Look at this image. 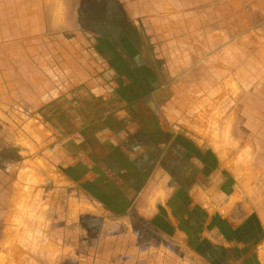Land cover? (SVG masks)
<instances>
[{
    "label": "rangeland",
    "instance_id": "374dc122",
    "mask_svg": "<svg viewBox=\"0 0 264 264\" xmlns=\"http://www.w3.org/2000/svg\"><path fill=\"white\" fill-rule=\"evenodd\" d=\"M186 1L66 0L69 50L0 43L4 264H187L239 237L205 203L264 155V0Z\"/></svg>",
    "mask_w": 264,
    "mask_h": 264
},
{
    "label": "crops",
    "instance_id": "0c3cea01",
    "mask_svg": "<svg viewBox=\"0 0 264 264\" xmlns=\"http://www.w3.org/2000/svg\"><path fill=\"white\" fill-rule=\"evenodd\" d=\"M116 1H124L128 9L137 11L143 10L145 2L150 0ZM192 1L196 2L197 0H187L186 2L190 3ZM152 2H170L178 8L182 4V0H152ZM68 27L69 11L66 0H0L1 46L14 45L15 51H35L38 49L53 51L58 49V51L64 52L71 47V42L66 41L64 36V32ZM53 34H61V36L57 35L54 37ZM63 42L69 44V46L67 48L63 47L61 45ZM61 56L62 64L68 67V58L65 55ZM245 127L253 131L264 129L255 116L249 118L247 123H245ZM260 143L262 146L264 145L263 142ZM258 155H254L253 158V162L256 165L253 169L252 177H250L251 188L248 193L242 194L237 190L228 193L226 198L220 196V200L216 203L210 200L205 203V207L208 210L207 223L211 222L213 224L214 216L220 214L222 222L232 227L239 237L229 240L222 233V235H218L219 237L204 240L209 245L207 246L206 254L199 258L188 257L189 262L185 261V263L231 264L230 245L235 243L237 244V251H240L243 247L247 249L244 256L236 257L235 261H239L237 264H264V155ZM238 186L240 188V180L238 181ZM144 191L141 193L142 196ZM134 205H136V208H134L136 210L148 208V206L144 207L146 204L139 205L134 202ZM170 221L172 227L177 225V219L174 216L171 217ZM163 253L164 257L172 254L170 252ZM138 254L137 258L140 257L142 262L150 263V251H139ZM134 255L135 252L131 253L129 257H134Z\"/></svg>",
    "mask_w": 264,
    "mask_h": 264
},
{
    "label": "bare ground",
    "instance_id": "6f19581e",
    "mask_svg": "<svg viewBox=\"0 0 264 264\" xmlns=\"http://www.w3.org/2000/svg\"><path fill=\"white\" fill-rule=\"evenodd\" d=\"M18 187H19V185H18ZM21 192V191H20ZM23 192V191H22ZM19 195V194H18ZM19 197H20V195H19ZM19 197H18V199H19ZM24 198H26V197H24ZM24 207V206H23ZM12 219H13V217H12ZM11 222V221H10ZM11 225H12V223H11ZM11 228V227H10ZM10 230V229H9ZM6 243H7V240H6ZM4 244V243H3ZM10 245H11V243H10ZM16 247V246H15ZM19 252V251H18ZM0 264H4V260L1 258V254H0Z\"/></svg>",
    "mask_w": 264,
    "mask_h": 264
},
{
    "label": "flooded vegetation",
    "instance_id": "af4514ba",
    "mask_svg": "<svg viewBox=\"0 0 264 264\" xmlns=\"http://www.w3.org/2000/svg\"><path fill=\"white\" fill-rule=\"evenodd\" d=\"M249 116V115H248ZM258 121L261 123V125L263 126V122H261L260 120H259V118H258ZM247 128V127H246ZM248 129V128H247ZM249 130H251V129H249ZM263 130V129H262ZM251 131H253V130H251ZM260 131H261V129H260ZM254 132V134L256 135L257 134V132H259V131H253ZM254 135V136H255ZM260 142H262V140L260 139Z\"/></svg>",
    "mask_w": 264,
    "mask_h": 264
}]
</instances>
